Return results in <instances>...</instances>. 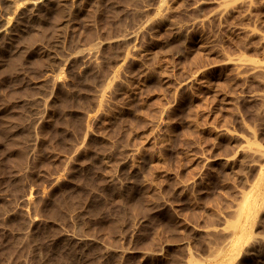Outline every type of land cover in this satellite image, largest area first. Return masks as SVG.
<instances>
[{
	"label": "rangeland",
	"instance_id": "rangeland-1",
	"mask_svg": "<svg viewBox=\"0 0 264 264\" xmlns=\"http://www.w3.org/2000/svg\"><path fill=\"white\" fill-rule=\"evenodd\" d=\"M0 264H264V0H0Z\"/></svg>",
	"mask_w": 264,
	"mask_h": 264
}]
</instances>
